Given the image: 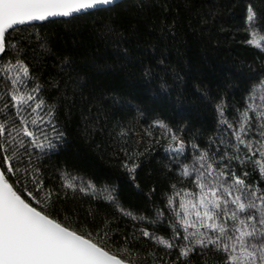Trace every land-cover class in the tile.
<instances>
[{
  "label": "trees",
  "instance_id": "16d2710c",
  "mask_svg": "<svg viewBox=\"0 0 264 264\" xmlns=\"http://www.w3.org/2000/svg\"><path fill=\"white\" fill-rule=\"evenodd\" d=\"M118 4L9 30L17 47L0 58V66L16 56L30 65L43 85V96L55 106V121L64 134L56 150L39 162L46 187L58 194L46 211L77 231L93 233L94 239L108 220L114 234L98 242L112 253L119 255L127 237L128 247L138 252L131 256L135 264H153L154 259L171 264L178 250L155 245L138 229L164 238L172 235L170 225L183 191H198L191 178L180 175L181 164L192 166L193 145L204 149L210 140L218 143L232 132L218 123V104L223 102L224 115L234 126L246 103L264 111V51L247 43L250 33L245 30L249 5L257 12V28L264 26V0ZM255 39H262L264 47V36ZM249 115L248 138L255 140L259 122L256 113ZM157 122L167 124L186 144L183 156L177 159L166 152L164 143L172 140L165 129L154 134L153 141L137 145L136 133ZM126 164L137 167L129 172ZM231 166L241 174L238 162ZM65 170L93 182L97 196L62 188L59 176ZM243 170L249 173L248 181L264 187L250 162ZM112 189L125 207L148 221L122 216L102 195ZM169 197H175L171 207ZM158 210L163 213L159 220ZM189 259L191 264H219L222 256L198 249Z\"/></svg>",
  "mask_w": 264,
  "mask_h": 264
},
{
  "label": "snow or ice",
  "instance_id": "6c2138e0",
  "mask_svg": "<svg viewBox=\"0 0 264 264\" xmlns=\"http://www.w3.org/2000/svg\"><path fill=\"white\" fill-rule=\"evenodd\" d=\"M114 5L120 6L118 0H0V58L10 56L9 50L17 47L9 31L15 32L16 26L91 14ZM257 19V12L249 5L245 20V30L250 33L247 43L264 51L255 39L264 36V26L257 28ZM42 93L43 85L20 56L0 66V264H135L131 256L138 252L128 247L127 237L119 255L98 242L114 234L110 221L106 220L95 232L98 239H94L93 233L77 231L46 211L55 203L52 197L58 194L46 187L39 162L56 150L64 134L55 121V106ZM224 111L221 102L217 105L218 123L232 129L230 137H222L218 143L210 140L204 149L193 145L196 155L192 166L181 164L180 175L191 178L198 191H183L179 210H174L176 219L170 225L172 235L164 238L147 228L138 229L140 236L155 245L169 252L178 250L171 264H191L189 258L198 249L201 254L206 249L220 254L219 264H264V187L248 181L249 173L243 170L250 162L264 179V111L246 103L236 126ZM250 112L256 113L259 122V138L255 140L248 138ZM157 126L171 133L167 124L157 122ZM171 140L176 146L168 150L178 159L184 154V142L175 133H171ZM233 161L241 165V174L231 166ZM124 166L129 172L137 167ZM59 180L65 190L97 196L93 182L85 183L69 171H62ZM29 184L33 187L29 188ZM114 191L105 190L102 195L122 216L136 222L148 221L125 207ZM34 192L44 195L37 197ZM174 200L169 197L170 207ZM33 201L41 207L34 206ZM162 215L158 210L157 220ZM149 255L155 257L154 253ZM153 264L158 261L154 259Z\"/></svg>",
  "mask_w": 264,
  "mask_h": 264
},
{
  "label": "rangeland",
  "instance_id": "374dc122",
  "mask_svg": "<svg viewBox=\"0 0 264 264\" xmlns=\"http://www.w3.org/2000/svg\"><path fill=\"white\" fill-rule=\"evenodd\" d=\"M257 42L261 43L262 39H256ZM163 131V128H160L157 126V123L152 125L151 128H148L147 130L144 131H139L136 133V143L138 144H142L144 142H151L154 140L153 136L154 134L160 133ZM165 148H166V152L169 154H172L174 152L169 151L168 149H170V147H175L176 145L174 144L173 141L171 142H167L164 143ZM186 147V144L184 143V149Z\"/></svg>",
  "mask_w": 264,
  "mask_h": 264
},
{
  "label": "water",
  "instance_id": "95a60500",
  "mask_svg": "<svg viewBox=\"0 0 264 264\" xmlns=\"http://www.w3.org/2000/svg\"><path fill=\"white\" fill-rule=\"evenodd\" d=\"M121 1H123V0H118V3L121 2ZM93 11H96V10H93ZM53 19H56V18H53ZM34 23H38V22H33L32 24H34ZM16 27H18V26H16Z\"/></svg>",
  "mask_w": 264,
  "mask_h": 264
}]
</instances>
